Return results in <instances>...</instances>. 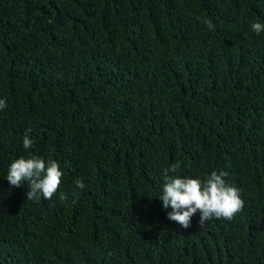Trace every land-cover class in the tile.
Segmentation results:
<instances>
[{"label":"trees","instance_id":"16d2710c","mask_svg":"<svg viewBox=\"0 0 264 264\" xmlns=\"http://www.w3.org/2000/svg\"><path fill=\"white\" fill-rule=\"evenodd\" d=\"M0 264H264V0H0Z\"/></svg>","mask_w":264,"mask_h":264}]
</instances>
